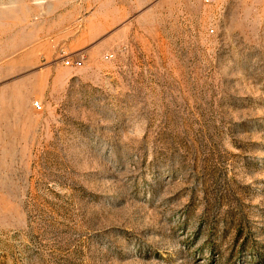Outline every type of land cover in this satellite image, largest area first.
Listing matches in <instances>:
<instances>
[{"label":"rangeland","instance_id":"obj_1","mask_svg":"<svg viewBox=\"0 0 264 264\" xmlns=\"http://www.w3.org/2000/svg\"><path fill=\"white\" fill-rule=\"evenodd\" d=\"M0 264H264V0H0Z\"/></svg>","mask_w":264,"mask_h":264},{"label":"built area","instance_id":"obj_2","mask_svg":"<svg viewBox=\"0 0 264 264\" xmlns=\"http://www.w3.org/2000/svg\"><path fill=\"white\" fill-rule=\"evenodd\" d=\"M213 1L214 0H205V2L208 3V4L212 3ZM74 63H75L76 66H80L82 62H80V60H76ZM67 64L69 65L70 62L68 61ZM36 108H38V110H41L42 106L39 103H36Z\"/></svg>","mask_w":264,"mask_h":264}]
</instances>
